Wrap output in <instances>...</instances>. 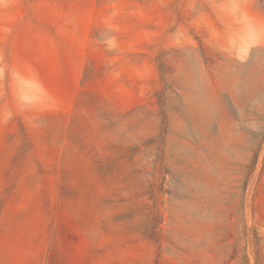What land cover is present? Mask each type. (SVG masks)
I'll return each instance as SVG.
<instances>
[{
	"label": "rangeland",
	"instance_id": "obj_1",
	"mask_svg": "<svg viewBox=\"0 0 264 264\" xmlns=\"http://www.w3.org/2000/svg\"><path fill=\"white\" fill-rule=\"evenodd\" d=\"M0 264H264V0H0Z\"/></svg>",
	"mask_w": 264,
	"mask_h": 264
}]
</instances>
